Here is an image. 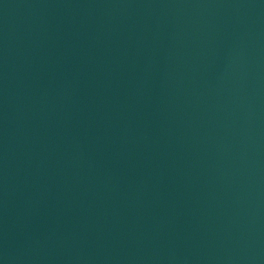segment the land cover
<instances>
[{
  "label": "water",
  "instance_id": "1",
  "mask_svg": "<svg viewBox=\"0 0 264 264\" xmlns=\"http://www.w3.org/2000/svg\"><path fill=\"white\" fill-rule=\"evenodd\" d=\"M0 55L172 264H264V0H0Z\"/></svg>",
  "mask_w": 264,
  "mask_h": 264
}]
</instances>
